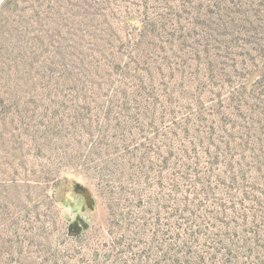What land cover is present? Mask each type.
Returning a JSON list of instances; mask_svg holds the SVG:
<instances>
[{
  "label": "rangeland",
  "instance_id": "rangeland-1",
  "mask_svg": "<svg viewBox=\"0 0 264 264\" xmlns=\"http://www.w3.org/2000/svg\"><path fill=\"white\" fill-rule=\"evenodd\" d=\"M11 8L0 264H264V0Z\"/></svg>",
  "mask_w": 264,
  "mask_h": 264
},
{
  "label": "trees",
  "instance_id": "trees-1",
  "mask_svg": "<svg viewBox=\"0 0 264 264\" xmlns=\"http://www.w3.org/2000/svg\"><path fill=\"white\" fill-rule=\"evenodd\" d=\"M20 1L21 0H3L0 3V6L2 5L3 10H6V9L9 10L11 7H12L11 9L17 8Z\"/></svg>",
  "mask_w": 264,
  "mask_h": 264
},
{
  "label": "water",
  "instance_id": "water-1",
  "mask_svg": "<svg viewBox=\"0 0 264 264\" xmlns=\"http://www.w3.org/2000/svg\"><path fill=\"white\" fill-rule=\"evenodd\" d=\"M75 188L78 189V191L84 192V194L87 196L88 202L91 203L87 188L80 187L78 184L75 185Z\"/></svg>",
  "mask_w": 264,
  "mask_h": 264
}]
</instances>
